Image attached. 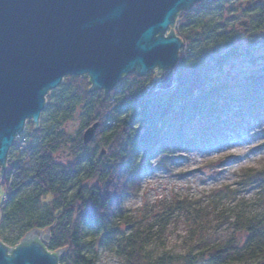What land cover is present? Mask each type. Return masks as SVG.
<instances>
[{
  "label": "trees",
  "instance_id": "1",
  "mask_svg": "<svg viewBox=\"0 0 264 264\" xmlns=\"http://www.w3.org/2000/svg\"><path fill=\"white\" fill-rule=\"evenodd\" d=\"M234 1L243 0H205L178 16L174 31L183 47L170 91L158 90L153 73L125 76L109 94L90 92L88 76L64 79L46 101L39 128L32 121L26 124L34 145L19 137L24 141L14 143L6 173L0 174L1 243L15 249L32 230L50 229L47 249L64 252L59 264H97V255L90 256L96 242L123 225L129 230L118 243L124 264H198L203 258L216 264H264V210L235 212V225L246 234L242 247L215 245L197 254L155 255L150 247L164 236L168 216L162 215L156 226L135 229L123 207L125 197L140 193V154L151 151L164 130L173 127L182 137L192 124L234 107L253 115L264 111V66L250 53L253 38L264 41V0H248L252 5L244 12L251 17L240 22L239 30L225 18ZM242 57L255 69L239 75V81L226 80L221 74L227 65ZM78 113L86 123L73 139L65 125ZM96 124L94 139L85 145L83 134ZM14 150L28 154L14 161ZM59 154L66 159L58 161ZM245 177L264 199V169ZM91 181L97 184L89 186ZM192 207L183 200L175 211L190 212Z\"/></svg>",
  "mask_w": 264,
  "mask_h": 264
},
{
  "label": "water",
  "instance_id": "2",
  "mask_svg": "<svg viewBox=\"0 0 264 264\" xmlns=\"http://www.w3.org/2000/svg\"><path fill=\"white\" fill-rule=\"evenodd\" d=\"M203 1L0 0L1 176L27 122L39 128L46 97L66 77L88 76L90 92L109 94L125 76L157 71L167 73L158 90L174 89L183 47L174 27ZM98 126L85 131V145ZM49 239L50 229L32 230L15 249L0 242V264H59L64 252L50 253Z\"/></svg>",
  "mask_w": 264,
  "mask_h": 264
},
{
  "label": "rangeland",
  "instance_id": "3",
  "mask_svg": "<svg viewBox=\"0 0 264 264\" xmlns=\"http://www.w3.org/2000/svg\"><path fill=\"white\" fill-rule=\"evenodd\" d=\"M248 2L234 1L225 17L238 30L240 22L251 17L244 12L247 6L251 8L252 4ZM252 41L254 46L250 53L260 59L259 66H264V41L262 38H253ZM254 69L249 59L242 57L227 65L221 75L226 80L235 78L239 81V75ZM214 73L220 76L219 71ZM153 75L154 83L158 85L167 73L157 74L155 71ZM57 91L58 88L51 91L46 101ZM85 123L86 117L78 113L66 123V134L76 138ZM26 131L22 135L32 146L34 141ZM18 139L19 143L24 141L23 137L16 141ZM27 154V150L20 154L14 150L11 159L17 161ZM55 158L64 161L66 156L59 154ZM31 164L29 161L28 167L31 168ZM137 164L141 177L140 193L125 197L123 207L135 229L156 226L162 215L168 216L164 236L153 241L150 247L155 255L197 254L215 245L242 247L246 234L235 225V212L243 209L246 214H258L264 210L259 189L249 185L245 177L246 173L264 169V111L253 115L246 109L234 107L192 124L182 137L175 134V128L169 127L151 151L140 154ZM87 184L92 186L97 181ZM227 192L230 193L228 198L225 197ZM183 200L193 203L190 212L175 211L177 203ZM128 233L127 227H116L112 236L96 242L90 256L97 255V264H124L118 253V243ZM198 264L216 263L203 258Z\"/></svg>",
  "mask_w": 264,
  "mask_h": 264
}]
</instances>
